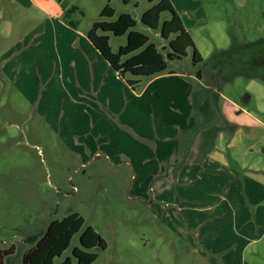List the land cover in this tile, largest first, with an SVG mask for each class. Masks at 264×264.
<instances>
[{
  "label": "crops",
  "instance_id": "crops-1",
  "mask_svg": "<svg viewBox=\"0 0 264 264\" xmlns=\"http://www.w3.org/2000/svg\"><path fill=\"white\" fill-rule=\"evenodd\" d=\"M170 1L192 36L203 23L180 0ZM72 6L70 0H0L1 83L28 99L43 87L38 110L63 146L89 162L129 167L139 183L129 196L158 209L169 236L196 255L186 264H264V81L238 76L222 86L247 80L238 98L221 90L223 112L239 129L231 139L219 133L206 154L212 146L198 142L184 75L170 70L130 86L91 42V28L64 21ZM238 24L233 36L222 33L225 44L216 50L229 49L233 38L257 42L254 36L263 33L252 29L250 11Z\"/></svg>",
  "mask_w": 264,
  "mask_h": 264
},
{
  "label": "rangeland",
  "instance_id": "rangeland-1",
  "mask_svg": "<svg viewBox=\"0 0 264 264\" xmlns=\"http://www.w3.org/2000/svg\"><path fill=\"white\" fill-rule=\"evenodd\" d=\"M70 1L80 7L72 19L81 22L83 31L100 20L101 11L110 4L116 10L110 20L129 13L138 22L136 30L149 35L161 51L168 44L159 31L141 23L142 14L153 6L149 0H131L127 4L124 0ZM178 4L189 8V14L203 23L190 32L207 62L213 60L217 51L215 44H225L222 33L233 36L229 32L231 27L240 30L238 22L243 11H250L252 29L259 28L263 32L261 36H254L258 37L256 40L264 39V15L261 14L264 0H180ZM166 19H170L169 13L162 14V20ZM216 22L222 28L219 29ZM242 34L243 31L237 35ZM109 35L114 52L127 45V35ZM192 57L193 50L189 49L182 60L168 63L169 71L183 74L180 78L195 91L201 83L191 76H196L199 68L204 72L208 68L206 64L195 67ZM143 80L147 82L148 78ZM207 83L209 80L203 82ZM259 83L264 86V82ZM246 85L247 80L239 77L222 90L238 98L244 94ZM42 89L37 88L36 98L28 99L10 83L0 81V249L15 252L7 258L6 264H23L24 253L33 246L28 238L43 234L51 221L73 213L85 219L84 229L92 227L107 243L104 251L92 250L99 254L93 264H186L188 259L196 258L178 238L169 236L170 232L155 215L157 208L149 209L129 196L134 183L137 188L139 185L129 167L115 168L104 160L89 162L59 142L38 110ZM255 93L258 97L256 89ZM77 247H81L80 233L53 264L73 258Z\"/></svg>",
  "mask_w": 264,
  "mask_h": 264
},
{
  "label": "trees",
  "instance_id": "trees-1",
  "mask_svg": "<svg viewBox=\"0 0 264 264\" xmlns=\"http://www.w3.org/2000/svg\"><path fill=\"white\" fill-rule=\"evenodd\" d=\"M130 1L124 0L126 4ZM149 1L153 6L142 14L141 23L151 30L159 31L163 40L168 42L163 51L151 41L149 35L136 30L138 22L131 14L122 13L116 20H110L116 15V10L110 4L103 8L101 19L93 24L88 37L115 71L132 87H136L143 78L173 73L169 71L168 61L182 60L187 56L188 50L192 49L194 66L206 64L208 68L207 72L199 68L196 76L203 82L209 80V84H200L192 95L199 120L198 142L203 148L212 146L205 151L209 154L219 133H224L231 139L239 129L223 112L222 86L238 76L264 81V39L246 45H240L237 39H233L229 49L215 51L213 60L207 62L171 1ZM135 6H138L137 2ZM79 10L77 5H73L65 12L64 21L73 28H77L78 23L73 21L72 16ZM163 13H169L170 19L162 20ZM109 34L117 37L127 35V45L114 52ZM84 225L85 219L78 213L51 221L43 234L28 238L33 246L24 253L23 264H53L57 257L63 256L69 249L73 237L78 233L81 247L73 250V258L68 257L61 264H93L99 254L92 250L104 251L107 243L92 227L84 229ZM14 253V249H0V264H6L7 258Z\"/></svg>",
  "mask_w": 264,
  "mask_h": 264
}]
</instances>
